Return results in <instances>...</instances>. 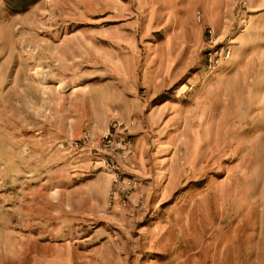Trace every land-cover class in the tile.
<instances>
[{"label": "rangeland", "instance_id": "rangeland-1", "mask_svg": "<svg viewBox=\"0 0 264 264\" xmlns=\"http://www.w3.org/2000/svg\"><path fill=\"white\" fill-rule=\"evenodd\" d=\"M0 264H264V0H0Z\"/></svg>", "mask_w": 264, "mask_h": 264}, {"label": "built area", "instance_id": "built-area-1", "mask_svg": "<svg viewBox=\"0 0 264 264\" xmlns=\"http://www.w3.org/2000/svg\"><path fill=\"white\" fill-rule=\"evenodd\" d=\"M239 4L243 7L248 6V0H239ZM198 20L201 21V13H197ZM210 34H213V30H209ZM233 58V51L230 44H220L216 39L211 40V45L205 52V72L209 76L217 72L225 63L229 62ZM205 79V77H203ZM194 85H191L193 88ZM135 124L132 119L129 122L115 121L114 128H108L106 134L104 135L103 142L105 147L109 148L121 159H127L130 156L132 149V141L128 136L129 129ZM84 142L90 141L89 135L86 133L83 136ZM59 147L65 150H76L79 147L77 141L61 142ZM100 154L96 158H100ZM104 163L105 167L111 171L113 175V188L110 192L111 201L119 200L123 204L131 202L133 207L140 206L144 198V194L139 192L138 197L132 199V195L138 190L140 186L139 181L135 177L123 179V173L116 169L113 164L114 161L109 159H100ZM132 200V201H131Z\"/></svg>", "mask_w": 264, "mask_h": 264}]
</instances>
